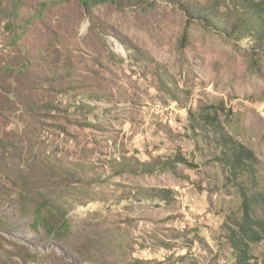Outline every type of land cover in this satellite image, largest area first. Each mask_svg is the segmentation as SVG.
I'll return each mask as SVG.
<instances>
[{"label": "rangeland", "instance_id": "rangeland-1", "mask_svg": "<svg viewBox=\"0 0 264 264\" xmlns=\"http://www.w3.org/2000/svg\"><path fill=\"white\" fill-rule=\"evenodd\" d=\"M84 1L0 0V264H243L230 244L242 200L215 158L222 135L252 150L239 180L264 195V50L175 5ZM175 155L193 167L120 171ZM65 170L80 179L67 190ZM47 181L80 229L59 241L66 254L33 225ZM247 255L264 264V239Z\"/></svg>", "mask_w": 264, "mask_h": 264}, {"label": "trees", "instance_id": "trees-1", "mask_svg": "<svg viewBox=\"0 0 264 264\" xmlns=\"http://www.w3.org/2000/svg\"><path fill=\"white\" fill-rule=\"evenodd\" d=\"M159 2L171 4L185 9L188 18L197 20L216 33L223 35L234 42L247 40L248 47L253 53L264 50V0H156ZM85 4H104L111 3L119 7L125 6H150L153 0H86ZM201 120L217 130L216 117L209 113H202ZM221 146L223 148L221 156L215 158L219 164L223 165L229 171L231 179L241 197V208L243 216L241 221L235 225L232 230L230 244L232 249L237 252L236 260L238 263L247 262L249 244L260 242L264 239V221L254 216L253 210L255 205H264V195L250 194L242 185L240 178L244 176L253 177L256 164V157L252 150L230 136L222 135L220 137ZM175 164H184L192 166L181 155H175L172 159H155L154 163L137 161L136 165L123 164L120 171L130 172L131 174H153L156 171L165 169H173ZM62 176L59 183H63L64 190H67L68 184L74 183L75 180L80 181L79 177L69 174L68 171H59ZM45 184V185H44ZM42 184L40 188H47V191L41 192V203L33 207L31 215L33 225L46 231L53 239L66 242L73 245L71 236L77 233L70 219L67 218V203L64 201V193L50 192L49 182ZM54 184V183H52ZM155 196L161 197L168 201L169 191L157 190L153 191ZM70 197L75 196L69 193ZM7 206L0 203V212L5 210ZM110 242L114 246H120L118 236L113 233L109 237ZM104 241V239H102ZM61 246V245H60ZM91 248L104 249L103 242L97 241L90 245ZM62 247V246H61ZM63 248V247H62ZM105 250H108L107 248ZM136 264V263H133ZM139 264V262H138ZM142 264V263H141ZM147 264V263H145Z\"/></svg>", "mask_w": 264, "mask_h": 264}, {"label": "water", "instance_id": "water-1", "mask_svg": "<svg viewBox=\"0 0 264 264\" xmlns=\"http://www.w3.org/2000/svg\"><path fill=\"white\" fill-rule=\"evenodd\" d=\"M53 246L54 247H56L57 249H60L64 254H66V252L64 251V249L60 246V245H58V244H54L53 243ZM72 259H73V256H70ZM76 262H79V261H77L76 259H74Z\"/></svg>", "mask_w": 264, "mask_h": 264}]
</instances>
